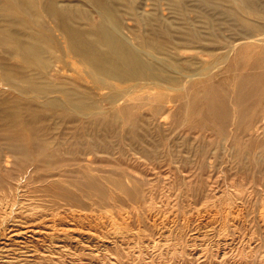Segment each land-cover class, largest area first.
<instances>
[{"label":"rangeland","instance_id":"rangeland-1","mask_svg":"<svg viewBox=\"0 0 264 264\" xmlns=\"http://www.w3.org/2000/svg\"><path fill=\"white\" fill-rule=\"evenodd\" d=\"M185 1L198 10L196 26L208 37L239 35L244 19L264 23V0L254 10L240 9L243 19L224 12L227 0ZM60 2L92 10L88 23L100 17L86 0ZM138 2L157 10L154 0ZM162 5L171 14L165 0ZM7 16L25 21L13 23L17 29L41 32L51 23L0 0V21ZM122 17L153 35L139 16ZM0 34V134L23 121L36 125L26 135L49 136L56 119L41 115L42 96L28 86L36 69ZM62 48L60 78L92 91L100 110L60 117V151L51 157L0 152V264H264V50L239 47L217 68L225 47H172L181 66L207 65L211 72L184 78L177 89L146 79L123 82L137 84L127 94V113L114 118L118 104L102 98L113 87L96 86L77 56ZM99 137L104 145L92 144Z\"/></svg>","mask_w":264,"mask_h":264},{"label":"bare ground","instance_id":"bare-ground-1","mask_svg":"<svg viewBox=\"0 0 264 264\" xmlns=\"http://www.w3.org/2000/svg\"><path fill=\"white\" fill-rule=\"evenodd\" d=\"M10 1L14 8L22 12L26 11L36 17L39 22L40 16L44 14L50 18L51 23L43 24L45 30L40 32L35 29H17L13 23H24L25 21L18 16L15 18L7 16L4 18V22L0 21V33L8 34L14 42L12 50H19L24 61L36 69L31 74L34 79L32 83L29 82L28 86L35 87L37 93L42 96L39 106L41 115L44 118L50 117L56 120L51 123L49 136L37 131L26 135L24 131L30 130L36 125L29 128L23 121L10 123L14 129L0 134V152L26 155L29 152L38 151L51 157L60 151L56 145L58 142L61 143L60 117H89L90 113L100 110L97 105L99 102L92 91L82 88L72 78H60L63 46L65 53H73L77 56L81 62V69L92 77L96 86L100 88L113 87L112 90L105 91L102 98H108L111 105L118 104L117 109L111 113L114 118H118L121 112L126 111L127 113L131 105L127 94L136 88L137 84L131 83L128 84L129 87H126L122 85L123 82L146 79L154 83L155 86L165 84L168 88L177 89L185 87V83H181L182 79L185 78L189 82L196 75L211 72L212 68L209 69L210 67L208 68L207 65L194 71L181 66L179 61L183 58L177 56L172 47L177 48L190 42L197 43L201 52L212 51L216 45L225 47V53L220 56L222 61H218L216 64L217 68L221 66V62H225L231 55L237 54L239 47L259 45L260 50H264V23L256 25L248 18L243 20L246 27L239 35L222 38L219 31H214L211 35L215 36L208 37L204 32L202 33V29L196 26L195 15L198 10H195L196 7L188 6L185 0H165L171 12L168 15L163 9V0H154L157 4L155 11L140 4L138 0H124V7L119 5L121 0H86L96 8L100 16L93 23L87 21L95 16L92 10L75 8L61 3L60 0ZM204 1L211 5L217 4V0ZM227 1H230L231 5L226 6L224 12L235 14L241 19L243 16L238 11L240 9L254 10L256 2V0ZM263 10L261 9V11ZM189 11L194 13L189 14ZM123 12L139 16L142 23L147 25L146 29L150 28L153 31V35L148 37L137 32L135 25L123 24ZM202 15L209 23L208 25L216 29L215 21L212 20L214 17L205 11ZM177 18H183L188 25L185 24V21H178ZM178 23L185 25L182 26ZM184 26L190 28L182 29ZM241 85L240 82L237 90L238 97H242ZM215 105L214 108L217 107ZM224 108L222 105L221 114L224 113ZM54 116H58V119ZM69 120L75 119L70 118ZM4 123L6 124L7 120ZM100 138H92V144L104 145L102 142L106 140Z\"/></svg>","mask_w":264,"mask_h":264}]
</instances>
